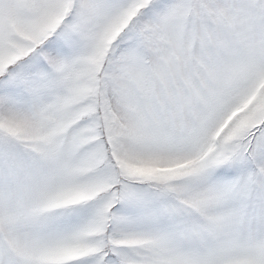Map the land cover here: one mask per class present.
Listing matches in <instances>:
<instances>
[{
  "label": "snow or ice",
  "instance_id": "1",
  "mask_svg": "<svg viewBox=\"0 0 264 264\" xmlns=\"http://www.w3.org/2000/svg\"><path fill=\"white\" fill-rule=\"evenodd\" d=\"M0 264H264V0H0Z\"/></svg>",
  "mask_w": 264,
  "mask_h": 264
}]
</instances>
